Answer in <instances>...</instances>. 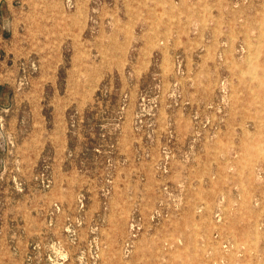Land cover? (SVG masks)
<instances>
[{"label":"rangeland","instance_id":"374dc122","mask_svg":"<svg viewBox=\"0 0 264 264\" xmlns=\"http://www.w3.org/2000/svg\"><path fill=\"white\" fill-rule=\"evenodd\" d=\"M0 264H264V0H0Z\"/></svg>","mask_w":264,"mask_h":264},{"label":"bare ground","instance_id":"6f19581e","mask_svg":"<svg viewBox=\"0 0 264 264\" xmlns=\"http://www.w3.org/2000/svg\"><path fill=\"white\" fill-rule=\"evenodd\" d=\"M259 24H261V23H259ZM248 60V59H247Z\"/></svg>","mask_w":264,"mask_h":264}]
</instances>
